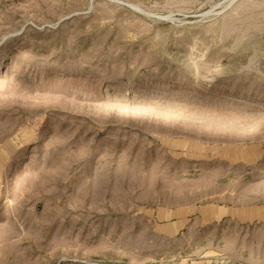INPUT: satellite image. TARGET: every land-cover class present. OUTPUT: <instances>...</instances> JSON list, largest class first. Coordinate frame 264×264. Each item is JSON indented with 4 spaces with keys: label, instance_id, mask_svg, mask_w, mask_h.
<instances>
[{
    "label": "rangeland",
    "instance_id": "1",
    "mask_svg": "<svg viewBox=\"0 0 264 264\" xmlns=\"http://www.w3.org/2000/svg\"><path fill=\"white\" fill-rule=\"evenodd\" d=\"M0 264H264V0H0Z\"/></svg>",
    "mask_w": 264,
    "mask_h": 264
}]
</instances>
